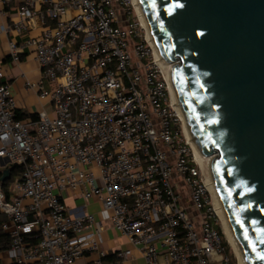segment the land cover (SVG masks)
Instances as JSON below:
<instances>
[{
	"label": "built area",
	"instance_id": "obj_1",
	"mask_svg": "<svg viewBox=\"0 0 264 264\" xmlns=\"http://www.w3.org/2000/svg\"><path fill=\"white\" fill-rule=\"evenodd\" d=\"M18 14V33L35 20L43 30L21 46L10 42L9 53L17 62L21 49L33 50L39 78L24 88L52 115L16 118L0 62V163L22 168L6 192L0 184V233L10 238L13 264H76L90 255L91 264H127L134 250L143 264H232L134 0H23ZM67 189L98 197L128 247L103 249V225L70 213Z\"/></svg>",
	"mask_w": 264,
	"mask_h": 264
},
{
	"label": "water",
	"instance_id": "obj_2",
	"mask_svg": "<svg viewBox=\"0 0 264 264\" xmlns=\"http://www.w3.org/2000/svg\"><path fill=\"white\" fill-rule=\"evenodd\" d=\"M139 2L244 262L264 264V0Z\"/></svg>",
	"mask_w": 264,
	"mask_h": 264
},
{
	"label": "crops",
	"instance_id": "obj_3",
	"mask_svg": "<svg viewBox=\"0 0 264 264\" xmlns=\"http://www.w3.org/2000/svg\"><path fill=\"white\" fill-rule=\"evenodd\" d=\"M23 0H0V62L4 72V82L7 83L18 105V115L23 114V120L34 118L39 112L52 115V106L41 100L38 93L26 90L25 81L39 78V67L35 62L32 49L23 48L18 52V61L15 62L9 53L8 45L16 42L18 46L24 44L29 38L39 37L43 27L35 20L31 28L18 33L15 26L21 18L18 14ZM47 24L51 25L50 21ZM79 190L67 189L62 192L64 205L73 215L90 214L95 221L104 227V239L102 248L108 251L128 247L125 238L117 233L111 225L110 215L106 212L98 197H91L87 200L81 199ZM29 204V203H28ZM134 260L127 264H140L142 262L137 251L133 252ZM94 255L86 256L76 262V264H91ZM0 264H13L6 251H0Z\"/></svg>",
	"mask_w": 264,
	"mask_h": 264
},
{
	"label": "bare ground",
	"instance_id": "obj_4",
	"mask_svg": "<svg viewBox=\"0 0 264 264\" xmlns=\"http://www.w3.org/2000/svg\"><path fill=\"white\" fill-rule=\"evenodd\" d=\"M134 2H135V10H136V12L138 14V17H139V20L141 22V25H142V27L144 28V30L146 32L147 38H148L150 44L152 45V47L154 49L155 56L160 58L161 63L166 66L169 86H170V90H171L173 99L176 102V104H177V106H178V108L180 110V113H181V115L183 117V120H184V123H185V127H186V130H187V133H188V135L190 136V138L192 140L189 128L187 126V123H186L185 117L183 115V112H182V110L180 108L179 100L177 98V94H176V91H175V88H174V85H173V82H172V79H171V68H172V65H170L169 63H167V62H165V61H163L161 59V57H160V55H159V53H158V51L156 49L155 42L153 40L151 31H150L149 26L147 24V21L145 19V15L143 13V9L141 7V4H140L139 0H134ZM192 145H193V149L195 151V155L198 158L199 162L201 163L202 168L204 169L205 176H206V182H207V185H208L209 190H210L211 195H212L214 208H215V210H216V212H217V214H218V216H219V218L221 220V223H222V226H223V228L225 230L227 238L229 239L230 244L232 245L233 249L235 250V252H236V254H237L238 258H239L240 264H245L243 256H242V254L240 252V249L238 247V244L236 242L235 236H234V234H233V232L231 230V227L229 225V222L227 220V217H226L222 202L220 200V196H219L218 190L216 188L215 181L213 179V175H212V172H211V169H210L211 158L203 156L197 150L196 146L194 145L193 140H192Z\"/></svg>",
	"mask_w": 264,
	"mask_h": 264
},
{
	"label": "trees",
	"instance_id": "obj_5",
	"mask_svg": "<svg viewBox=\"0 0 264 264\" xmlns=\"http://www.w3.org/2000/svg\"><path fill=\"white\" fill-rule=\"evenodd\" d=\"M16 118L19 119V120H23L25 118V116L23 114L19 113V115L17 114ZM34 118H35V116H34ZM6 169L10 170V175H9V178L6 181H4V182L0 181V184L2 185V188H4L8 184V182L13 179V175L14 174L18 175L21 172V170H22V168L19 167V166H7L5 168V170ZM1 177H2V170H0V180H1ZM10 243H11L10 238L8 236L0 233V251L8 250V248L10 247Z\"/></svg>",
	"mask_w": 264,
	"mask_h": 264
},
{
	"label": "rangeland",
	"instance_id": "obj_6",
	"mask_svg": "<svg viewBox=\"0 0 264 264\" xmlns=\"http://www.w3.org/2000/svg\"><path fill=\"white\" fill-rule=\"evenodd\" d=\"M142 32H143V34H144V31H142ZM30 82H31V83H36V82H38V79H37V80H35V79H30ZM44 86H45L46 88H48V83H47V81L44 82ZM3 169H4V167H1V166H0V170L3 171ZM16 177H17V176L14 174V175H13V179H16ZM13 179H12L11 181H9L8 184L3 188L4 192H6V191L9 189V187H10V185H11ZM29 202H30L29 200H28V201H25V202L23 203V206L27 205ZM219 222L221 223V220H220ZM220 225H221V230H222V232H223L224 241H225V244H226L227 249H228L229 259H230V261H231L232 264H235V262H237V259H239V258H238V256H237L235 250L233 249L232 245L230 244L229 239L227 238V235H226L225 230H224V228H223V226H222V223H221ZM102 236H103V239H104V235H102ZM239 262H240V261H239ZM140 264H143V262H140Z\"/></svg>",
	"mask_w": 264,
	"mask_h": 264
}]
</instances>
